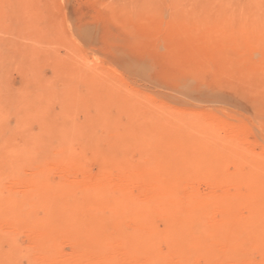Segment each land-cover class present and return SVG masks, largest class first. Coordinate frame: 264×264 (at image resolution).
I'll return each instance as SVG.
<instances>
[{
	"label": "rangeland",
	"instance_id": "374dc122",
	"mask_svg": "<svg viewBox=\"0 0 264 264\" xmlns=\"http://www.w3.org/2000/svg\"><path fill=\"white\" fill-rule=\"evenodd\" d=\"M263 13L264 0H0V148L5 149L6 143L16 145V150L29 154L30 161L19 167L14 177L3 170V196L13 195V199L22 202L31 194L29 184L36 173L32 169L41 170V163L50 157L43 145L39 148L31 144L44 132L45 124L52 130L47 140L51 145L60 137L55 131L58 124L65 130L74 126L76 136H72L77 144L72 149L78 152L77 141L80 147L82 141L86 143L90 135L87 125L91 118L98 117L100 108L102 112L108 109L106 113L123 127L130 123L131 114L126 112L131 113L127 104L132 101L137 108L171 120L173 128L179 127L181 118L196 122L242 158L239 164L226 162L221 178L190 174L185 180L181 199L189 200L184 201L187 205L204 200L209 209L204 217V233L199 236L200 227L193 226V234L200 240L191 237L193 240L180 241L163 229V223H158L159 237L151 241L157 264H264V244L260 239L249 233L242 243H235L221 236L231 216L233 226L235 222L238 225L253 219L257 211L250 205V185L238 176L252 170L248 168L258 162L264 166ZM108 96H115L113 105H109ZM86 97V101L96 105L90 101L86 104ZM81 133L86 137L80 136V140ZM96 133L107 136L101 128ZM153 148L150 151H160L158 146ZM144 151L142 147L134 148L135 154L142 155ZM139 153L134 155L136 161L141 159ZM158 161L150 160L153 165ZM53 163L46 175L49 183L62 189L72 188L77 196L94 183L109 186L115 192L124 184L122 189L136 202L146 201L151 191V183L145 178L122 180L123 170L117 166H110L106 174L95 173L89 152L75 166ZM261 174L264 177V171ZM226 197L238 202L233 214L222 204ZM42 209L27 207L41 219L46 214ZM102 215L107 218L106 234L110 238L102 248L85 251L88 245H84V239L68 235L52 242L44 229L6 221L0 222L1 247L6 250L8 239L14 241L20 264L153 263L150 255L137 249L135 253L134 247L122 243L108 210ZM145 223L129 215L124 218L122 229L129 234L141 232L148 239L154 229ZM260 223L264 230V215ZM212 230L221 232L215 234Z\"/></svg>",
	"mask_w": 264,
	"mask_h": 264
},
{
	"label": "bare ground",
	"instance_id": "6f19581e",
	"mask_svg": "<svg viewBox=\"0 0 264 264\" xmlns=\"http://www.w3.org/2000/svg\"><path fill=\"white\" fill-rule=\"evenodd\" d=\"M239 14L242 15L243 13ZM254 22H256V20ZM102 91H105V89ZM116 93L119 94L118 92ZM105 95L107 94L105 93ZM114 97L115 96H113L112 98L110 97V100L108 96L109 103ZM101 98L103 97H100V99ZM84 100L86 104L90 101H86L87 97ZM113 101L115 102L114 99ZM118 101L120 102L119 99ZM91 104L93 105L95 103L91 102ZM134 104L135 103H133L132 101L127 104V109H132L131 113L126 112L131 114L130 121L128 120L130 123H127L126 126L123 125V127H121V124L117 123L119 122V120L117 121L112 119V114L111 116H109V113H106L108 109L102 112V108H100V112L97 113L98 117L91 118V116H89L91 119L89 120L87 127H89L88 131L90 130V132H87V134L90 135L89 137H86L84 133H81V135L77 134L80 140V136H84L87 138L86 143L84 142L85 144L83 143V141L81 142V144H83V147H80V143L79 141H77L78 146L81 149V151L79 149L78 152L76 150H73L74 148L72 149V147H74V144H77L73 142V140H77L75 139L76 137L74 138L72 136V134L76 136V132L73 133L75 130L74 126L72 130H65L61 128L60 124H58L60 127L58 129H55V131H57V133H60V137L57 139V141H55L54 135L53 140L57 143L55 144L54 142V144L51 145L47 140L49 139L48 135L52 133V130L50 132L47 125L43 122V120H41L45 124L44 132H42L39 136L37 135L38 137L35 140H32L31 138V140L33 141L31 144L36 145V147L39 148L43 145L42 147H45V149H47L45 151L50 157L45 160V164L43 162L41 163V165H43L42 168L40 167L41 170L32 169L33 171H36V173L33 172V175H35V179L32 180L34 177L33 176L32 179L29 180V182H31V180L32 182L30 184L29 182H27L30 185V188L28 187L30 189L28 191V194H31L25 196L26 198L22 197V202L13 199V195H11V197L3 196L0 189V222L2 223L3 221H6L10 225L25 223V226L32 224L36 228H40L41 230L44 229V231H46L47 233L46 236L49 237V240L52 242H54V239H57L58 236L63 237L65 235H68V237L72 236L74 238L76 237L84 239V245H88L87 247L85 246L86 251L87 249H90V247L102 248V246L106 245V243L110 239L106 234L107 226L105 223L107 218L102 215L104 210H108L109 216L113 220V224L119 234L118 237L119 239H121L122 243H125V246H127L126 244L131 245L130 248L134 247L135 253L137 249L138 251L144 253L145 256L150 255V262L153 260V263L151 262V264H157V257L155 259V256L157 254L153 252L154 247L152 249L151 241L152 238L159 237L160 229L158 228V223H163L165 225L163 229L165 228V231L174 238H179V240H200L199 236L204 233V226L206 224V221L203 224L205 220L204 217L205 215H207V210L209 209H207L204 200L190 201L191 204L192 202H195L194 205H187L185 202L189 200L185 198L187 201L184 200V202L180 197V189L182 188L183 183L186 182L185 180L190 177V174L200 176L206 174L219 175V178H221L225 174L224 167L226 162L234 161L239 164L242 161V158L234 151V149L232 150L231 146H228V144H225L224 142L209 136L206 129H203L196 122L181 118L178 123L179 127L176 126V128H173L175 126L172 127L171 120L156 117L144 108H137V105L135 106ZM109 105H113V103L111 102ZM69 107L71 106L69 105ZM71 119L74 120L73 118ZM73 123L75 122L73 121ZM68 125L69 124H67V126ZM53 128L51 127L50 129ZM60 128L61 130H59ZM99 128H101V131L103 129L107 136H105L104 134H102L104 135L103 137H101L102 135H97L98 133H96V130ZM82 129L83 128H81V131ZM53 133L56 134L54 130ZM78 133H80V131ZM50 137L52 138V136ZM84 137L83 139H85ZM28 143H30V141ZM6 144L7 146L5 147V149L3 146H1L3 148H0V186L2 183L1 180L3 177V170H5V172L8 171L10 176L14 177L16 170L19 167L28 164L29 161V154L27 152H19L18 149L16 150V145L14 146L8 143ZM154 145L159 147V152L150 151L154 147ZM138 146L144 148L145 153L141 155V153L137 152L139 153V155H141V159L139 161H136L134 155H136L137 153H134V148H139ZM154 149L155 148H153V150ZM87 152L92 155L95 173L106 174L107 169L110 166L120 167L123 170L122 180L134 177L145 178L149 183H151L152 192L150 190L149 191L153 194L149 196V193L148 197L150 198L147 197L148 199L146 198V201L136 202L132 197L128 196L129 194L126 193L127 191L123 190L125 189L123 188L124 184L122 186H119L121 187L119 188L121 190L115 192L109 186L94 183L91 186L84 187V189H82L81 195L77 196L75 191H72V188L71 190L67 188L62 189L52 185V182H50L51 184L49 183L46 175L48 174L47 171L49 170L48 166H50L51 163H64L67 166H75L77 165L79 160L84 157L85 154H87ZM153 158H158L159 160L155 165L151 164L150 162V160ZM47 161H50L51 163L48 164ZM258 163H255L256 165L252 166V168H248L252 170H247L248 172L244 174H242L241 172L238 176V178L242 180L244 179L243 181L250 185L251 189L249 199L250 201H252L250 205L255 206V209H257L254 218L251 220L249 219V221L247 222L237 223L238 225H236L235 222L232 226L230 223H232L231 219L234 218L233 216H231L232 218L230 217L231 219L229 220L230 223H225V226H222L223 229L220 228L222 229V232L221 230L220 232L224 233V235L221 234V236H225V239H232L230 240L231 242L234 241L236 243L240 241V243H242V241L245 239V236L250 233L252 237H254L255 239H260L259 242H263L264 244V230L262 229V226L260 227L259 225V223L262 221V216L264 215V208L262 207V202H264V177L263 174H261L264 171V166L261 165V163ZM6 175H4V177ZM216 178L217 177H215V179ZM183 196L185 195L183 194ZM244 198L246 199L245 195ZM231 201L232 198L226 197L225 201L222 202V204L233 214L234 206L238 202ZM161 202H163L164 204H162ZM30 206H34L37 208L43 207V209L45 208L44 210H46V214L44 218L41 219L35 217L31 211L27 210V207ZM30 210H32V208H30ZM129 215H134L137 218L138 222L141 224L146 222L150 223L153 226V232L149 229L151 231L150 238L146 239L145 236H143L144 234H140L141 232L138 233L136 231L137 233L134 232L129 234L128 231H123V220ZM229 216L230 215H228V217ZM145 224L143 225L146 228ZM193 226L200 227V234L198 233L199 236H195V234H193ZM211 226H213L212 222ZM144 227L142 229H144ZM13 228H15V226ZM216 231L219 232V230H212V232H215V234ZM220 232L218 234H220ZM163 234L166 233L164 232ZM166 236H168V234H166ZM157 238H155L154 241H156ZM1 239H3V236H0V264H20L18 261L20 252L19 250H17L16 244L13 243L14 241L8 239L9 248L3 250V247H1ZM221 240L223 241V238ZM106 247L108 248V245L105 246L104 250L106 249ZM94 248L92 250H94ZM138 251L137 254H140ZM146 259L147 261H149L148 258Z\"/></svg>",
	"mask_w": 264,
	"mask_h": 264
}]
</instances>
